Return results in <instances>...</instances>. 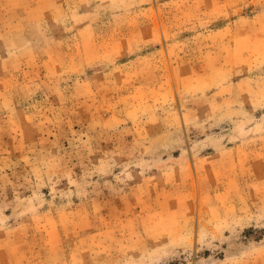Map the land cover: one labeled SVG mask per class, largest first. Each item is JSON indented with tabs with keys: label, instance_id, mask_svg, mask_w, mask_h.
I'll return each instance as SVG.
<instances>
[{
	"label": "rangeland",
	"instance_id": "1",
	"mask_svg": "<svg viewBox=\"0 0 264 264\" xmlns=\"http://www.w3.org/2000/svg\"><path fill=\"white\" fill-rule=\"evenodd\" d=\"M0 264H264V0H0Z\"/></svg>",
	"mask_w": 264,
	"mask_h": 264
}]
</instances>
